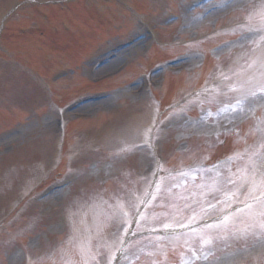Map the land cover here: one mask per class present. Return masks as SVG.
Masks as SVG:
<instances>
[{"label": "rangeland", "instance_id": "1", "mask_svg": "<svg viewBox=\"0 0 264 264\" xmlns=\"http://www.w3.org/2000/svg\"><path fill=\"white\" fill-rule=\"evenodd\" d=\"M139 1L142 11L149 12L146 18L122 22L116 26V30L113 28L116 25L115 15L113 16L116 11L104 5L98 7L96 15L102 13L103 24L107 28H113V32L108 33L94 19L89 25L82 24L89 22L87 10L83 6H77L65 15L52 12L51 22L46 19L42 21L41 16H36V21L30 22L26 18V10L20 20L9 24L13 25L10 29L28 26L45 29L46 25L52 26L57 28L56 35L62 36H68L64 23H69L76 29L74 35H69L73 38L70 47L73 49L71 59H51L47 55L46 59L40 57L43 61L55 63L53 72L42 73V78L11 60H0V222L27 193L51 180V176L58 177L56 175L64 171V167L55 165L60 157L58 151L61 140L60 134L55 131L60 120L56 122L55 117L56 114L59 118L63 115L57 106L51 103L50 92L53 91L62 103L71 97L90 92L92 94L86 96H101L103 100L63 116L65 119L83 116L86 120L79 121L78 128L70 133V140H74L72 150L75 153L71 160L72 169L66 170L64 175L67 178L65 180L69 179L71 184L55 188L53 193L44 197L42 203L36 204L32 201L28 206L29 211L24 213L22 222L15 227L11 225L8 227V233L1 234L0 264H27L29 259L42 262L51 254L56 257L64 256V251H67L64 259L57 258L61 263L64 261V264H70L73 257L79 253L85 260L88 258L85 255L87 248H84V252L76 246L82 237L89 236L87 225L92 233L96 221L100 225L104 224L99 218L104 216L105 212H109L106 220H115V230L113 229L109 237L114 243L120 221L129 222L128 217L117 216V210L126 209L125 214L130 215V211L137 208L134 207L135 200L139 201L147 193L153 172L144 151L147 148L152 149L154 145L157 146L156 151L160 149L161 157L165 158L163 160L167 161L172 169L181 170L183 163L185 166L199 163L202 159L206 160L207 154L208 158L215 159L224 154L216 148L220 135L237 129L240 124L260 115L261 119L252 122L251 127L242 133V136L247 135L249 146H252L248 152L251 153L248 158L252 160L251 165H245L239 175H233L230 184L223 181L218 185V192L214 193V197H219V200L213 202L217 206L211 203L208 215L204 217L211 218L221 206L228 203L227 200L221 202V193L231 186L234 187V184L239 182L238 176L240 179L249 176L258 163L263 166L256 169V173L264 176V99H257L254 103L245 102L240 106L243 111H232L237 108V101L243 96L251 92L259 94L264 88V0H235L230 7L223 8L219 7L223 0H211L206 3L199 0H187V3L184 0ZM16 2L17 0H0V14L12 9ZM189 7H197L198 10L193 14ZM29 14L34 15L33 10H30ZM15 18L16 16H13L10 20ZM77 25H82V31L95 32V35L97 33V40L94 36L95 41L89 44L93 47L97 45L94 49L90 48L91 52L87 48L83 50L79 47L75 39L79 37L80 26L76 27ZM153 29L157 31L155 37L160 44L157 54L149 53L151 41L155 40L150 39L154 35ZM212 32L213 35H210ZM136 36L141 39L137 45L117 53L118 58L115 62L111 61L112 65L104 72L108 74H101L100 78L118 75L129 64L130 68L116 79L110 80L108 86L96 87L97 83H91L89 87L86 86L88 88H84L83 82L86 85V81L83 79L88 75V67L103 56L110 55L114 51L113 48H123V43L131 42ZM36 37V46L32 45L34 42L28 36L15 40L6 39L4 45L20 57L27 56V61H33L32 54L35 55L38 51L35 48L48 50V45L42 43L46 36H42V39L38 35ZM195 41L197 43H194ZM24 45L27 46L22 48ZM27 48L32 54L25 51ZM236 51H239V54L235 55ZM209 54L214 55V60L207 58ZM77 57L81 58L80 63ZM161 59L172 61L174 65L167 61L169 63L157 66L153 71L161 73L156 75V79L154 75L148 80L145 75L153 69V63ZM51 65L53 67L54 64ZM70 68L74 70V74ZM168 69L180 72L183 69L188 70L176 79L168 76L164 81L163 71ZM187 71H192L193 76L188 77L190 74L187 75ZM64 75L67 78L58 81V78ZM146 80L153 84L156 97L166 100V105L176 103L184 97L188 98L187 95L191 91L200 87L205 90L202 95L193 97L187 104L189 110L198 107L191 111L192 113L196 110L191 118L185 117L184 112L170 115L166 121L167 127L165 124L163 131H157L154 138L152 130L159 105L148 91ZM138 85L142 89L140 92L137 90ZM201 109L198 114L197 111ZM177 118H180L181 122H172V119ZM180 123L181 126H177ZM236 136L234 138H238V134ZM29 139H35L36 142L29 146ZM136 139V149L131 148V142ZM20 142L25 144L22 147L25 151L13 157V160L4 166L9 158L8 155H3L5 150L9 149L10 154L13 146L16 147ZM243 143L245 144V141ZM229 145L227 149L235 148V143ZM178 146L180 153L176 151ZM239 146L242 147L240 144ZM225 175L227 173L223 174ZM212 179L207 177L206 182ZM222 180L227 179L223 177ZM185 181L184 178L168 181L159 193L176 189V185ZM146 196L147 194L144 198ZM206 196L207 188L200 187L191 193L189 202L191 200L193 204H203ZM179 199L177 194L171 193L162 197L161 193L158 196V206L165 210L179 208V205H182L180 202L185 198ZM177 214H169L168 220L176 219ZM246 214L247 212L239 222L233 223L236 227L225 231L223 236L214 230L212 233L199 231L189 238H177L175 242H170L180 250L178 255L175 253V263L254 264V257L264 256V207L250 210L245 217ZM35 222L37 223L34 225ZM30 227H33L34 233L29 237L23 236L22 228L29 230ZM15 235H19L18 238L15 239ZM166 244L159 243L156 238L146 239L132 252L133 261L142 264L139 260L148 255L149 260L162 263ZM102 246L96 253L105 261L109 244L106 242ZM92 251L88 254L89 257ZM68 254L72 255V258H69ZM93 257L90 260H93Z\"/></svg>", "mask_w": 264, "mask_h": 264}, {"label": "snow or ice", "instance_id": "2", "mask_svg": "<svg viewBox=\"0 0 264 264\" xmlns=\"http://www.w3.org/2000/svg\"><path fill=\"white\" fill-rule=\"evenodd\" d=\"M234 2L235 0H223V3L219 5V7H230L231 3ZM257 99H264V88L261 89L259 94L257 92H251L250 94H246L245 96H243L240 100L237 101V108H233L232 111H243L244 109L240 107L241 105H243L245 102L254 103ZM256 199L259 200L260 198L257 197ZM165 227L167 228L168 225H165Z\"/></svg>", "mask_w": 264, "mask_h": 264}, {"label": "bare ground", "instance_id": "3", "mask_svg": "<svg viewBox=\"0 0 264 264\" xmlns=\"http://www.w3.org/2000/svg\"><path fill=\"white\" fill-rule=\"evenodd\" d=\"M106 67H107V66H105L104 68H106ZM104 68H103V69H104Z\"/></svg>", "mask_w": 264, "mask_h": 264}]
</instances>
